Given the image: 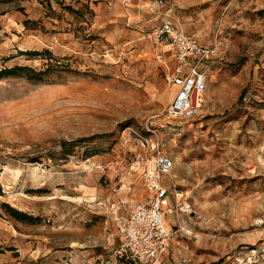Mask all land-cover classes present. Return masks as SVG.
I'll use <instances>...</instances> for the list:
<instances>
[{
	"label": "rangeland",
	"instance_id": "obj_1",
	"mask_svg": "<svg viewBox=\"0 0 264 264\" xmlns=\"http://www.w3.org/2000/svg\"><path fill=\"white\" fill-rule=\"evenodd\" d=\"M164 21L217 50L181 118L175 50L152 37ZM14 65L43 73L0 77V201L36 221L0 208V264H133L120 229L156 146L172 235L144 264H264V0H0Z\"/></svg>",
	"mask_w": 264,
	"mask_h": 264
},
{
	"label": "built area",
	"instance_id": "obj_2",
	"mask_svg": "<svg viewBox=\"0 0 264 264\" xmlns=\"http://www.w3.org/2000/svg\"><path fill=\"white\" fill-rule=\"evenodd\" d=\"M152 37L156 43L170 45L176 53V65L169 78L173 94L167 106L169 117H183L197 111L207 89L208 70L217 55L213 46L199 43L194 36L177 28L169 21L157 26ZM160 57V56H159ZM173 160L159 146L145 159L142 173L143 186L148 191L144 201L138 203L121 226V244L118 257L133 264L155 260L168 245L171 230L164 223V208L168 200V187L162 176L172 180ZM183 194L175 193L181 197ZM183 210H188L184 204ZM183 208V207H182Z\"/></svg>",
	"mask_w": 264,
	"mask_h": 264
},
{
	"label": "trees",
	"instance_id": "obj_3",
	"mask_svg": "<svg viewBox=\"0 0 264 264\" xmlns=\"http://www.w3.org/2000/svg\"><path fill=\"white\" fill-rule=\"evenodd\" d=\"M64 7L68 9L69 11H75V9L70 5H65ZM22 53L27 54V55L39 54V52L36 50H26V51H23ZM42 73L43 72L41 71L37 72L27 66H19V65H14L11 67H5V68L0 69V77L7 76V75L15 76V75L24 74L28 79L39 80L40 75ZM0 195H2L1 187H0ZM0 208L3 209L5 213H7L9 216L14 218L15 220L25 221V222H35L36 221V217L30 214H27L26 212L22 210L14 208L13 206H11L9 203L5 201H0Z\"/></svg>",
	"mask_w": 264,
	"mask_h": 264
}]
</instances>
